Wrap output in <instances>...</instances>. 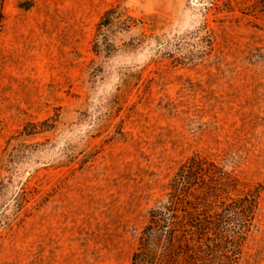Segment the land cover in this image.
Returning a JSON list of instances; mask_svg holds the SVG:
<instances>
[{"label": "rangeland", "instance_id": "1", "mask_svg": "<svg viewBox=\"0 0 264 264\" xmlns=\"http://www.w3.org/2000/svg\"><path fill=\"white\" fill-rule=\"evenodd\" d=\"M116 4L156 29L110 36L117 50L97 56ZM3 12L0 264H129L195 154L259 187L244 264H264V0H5ZM124 72L141 78L124 87ZM49 117L51 131L13 139Z\"/></svg>", "mask_w": 264, "mask_h": 264}, {"label": "trees", "instance_id": "2", "mask_svg": "<svg viewBox=\"0 0 264 264\" xmlns=\"http://www.w3.org/2000/svg\"><path fill=\"white\" fill-rule=\"evenodd\" d=\"M4 2L0 0V30L5 26ZM156 21L155 15L137 17L122 4L112 5L96 25L93 52L107 58L117 50L110 36L139 29L147 37L144 28L154 31ZM136 39L122 44L133 48ZM121 75L124 87L141 78L138 72ZM56 121L55 117L29 121L13 139L51 131ZM240 185L236 176L214 161L200 154L187 158L171 179L167 200L149 211L129 264H244L245 247L256 227L260 190ZM24 193L22 188L21 200Z\"/></svg>", "mask_w": 264, "mask_h": 264}]
</instances>
